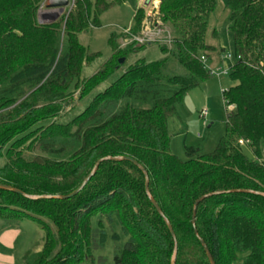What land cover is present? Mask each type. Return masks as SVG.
Segmentation results:
<instances>
[{
    "label": "trees",
    "instance_id": "trees-1",
    "mask_svg": "<svg viewBox=\"0 0 264 264\" xmlns=\"http://www.w3.org/2000/svg\"><path fill=\"white\" fill-rule=\"evenodd\" d=\"M218 1L161 0L156 22L165 39L126 38L124 46L112 34L109 57L86 76L102 52L80 36L132 0H76L48 23L40 21L47 0H0V185L20 192L0 190V221L7 228L30 221L44 233L40 251L22 264H83L91 258L94 219L100 246L109 239L104 221L120 226L113 241L126 238L114 264H171L176 246V264H210L202 242L215 264H234L240 253L248 254L244 264H264V0H222L235 48L223 92L225 135L209 154L186 147L182 160L171 152L169 123L178 105L214 77L206 33ZM145 18L135 7L133 36ZM152 47L159 57L141 55ZM173 60L186 74L172 73ZM108 157L139 166L106 161L73 198H28L72 194ZM220 192L198 205L193 225L195 202Z\"/></svg>",
    "mask_w": 264,
    "mask_h": 264
},
{
    "label": "rangeland",
    "instance_id": "rangeland-1",
    "mask_svg": "<svg viewBox=\"0 0 264 264\" xmlns=\"http://www.w3.org/2000/svg\"><path fill=\"white\" fill-rule=\"evenodd\" d=\"M145 2L146 0H132V2H125L123 6H117L102 15L101 28L90 29L87 34L80 36L81 43L88 46L92 52H102L99 61L92 68L85 69L84 75L95 74L100 64L109 57L110 50L107 42L112 34L122 36L119 43L124 46L126 38L130 39L129 43L134 41L138 44L165 39V30L161 29V23L157 24L156 22L161 0H151L146 7L144 6ZM134 6L143 9L146 13L141 31L137 36H133L130 30L135 15ZM42 9L44 12L48 11L46 7ZM69 10L71 8L68 7L65 12ZM55 12L50 16L43 13L40 16V21L42 23L52 22ZM230 26L229 11L223 1L219 0L216 10L210 17L206 33L207 43L215 48V51L210 54L213 58H211L210 63H207V68L215 72L218 70L225 72L228 69V73L221 78L210 77L201 86L192 90L185 97L183 103L178 105L177 116L170 120L171 152L182 160L186 159V147H200L203 154H209L216 149L220 139L225 135L227 108L223 99V92L229 89L231 85V67L235 63L234 39ZM167 30L169 31L168 28ZM141 55L153 59L159 57L160 52L158 48L152 47ZM228 55H231L233 59H226ZM131 61H128V65ZM171 65L172 73L176 75L186 74L175 60L172 61ZM122 71L120 70L117 75ZM105 87L106 85L102 86L101 89ZM77 108L78 110L82 109L83 103H77ZM202 111L208 112L207 121L201 119L200 113ZM245 153L249 158H252L247 149ZM2 164L3 162H0V165ZM92 225L93 231L99 230L98 219H94ZM104 226L109 237L107 243L103 247L99 245L98 232L96 231L90 245L89 254H91V258L83 264H114L115 255L122 254L126 238L121 237V240L117 242L111 239L114 234H121L120 226L117 223L110 224L107 221H104ZM42 234L44 236L43 232ZM247 255V253H240L234 264H244Z\"/></svg>",
    "mask_w": 264,
    "mask_h": 264
},
{
    "label": "water",
    "instance_id": "water-1",
    "mask_svg": "<svg viewBox=\"0 0 264 264\" xmlns=\"http://www.w3.org/2000/svg\"><path fill=\"white\" fill-rule=\"evenodd\" d=\"M151 0H146L145 2V7L148 6V4L150 3ZM69 7V0H47V5H46V8L47 10H50V11H56L55 12V16L53 18V21H56L62 14H64L65 10ZM52 21V22H53ZM124 63V60H121L120 61V64H123ZM114 160H117V161H124V160H128L132 163H134L136 166H139L138 163L132 159H129V158H123V157H119V158H111V157H108V158H104V159H101L99 160L92 172L84 179V181L82 182V184L78 187V189L76 191H74L72 194L68 195V196H28V198L30 199H33V200H39V199H57V200H67V199H70V198H73L75 197L76 195H78L85 187L86 185L89 183V181L92 179V177L94 176L95 172L97 171V169L99 168L100 164L103 163V162H106V161H114ZM141 169V171L143 172L144 174V177L146 179V186H145V191H146V195L148 197V199L150 200L151 204L154 206V208L157 210V212L163 216V213L160 209V207L158 206L157 202L154 200V198L152 197V195L150 194V191H149V178H148V174L147 172L139 167ZM0 190H4V191H11V192H15V193H20L18 190L16 189H13L11 187H8V186H3V185H0ZM235 193V192H240V193H250V194H256L258 195L259 193H256V192H252V191H239V190H236V191H232V193ZM230 193V192H229ZM216 194H224V192H220V193H214V194H208V195H204L202 197H200L194 204V209H193V216H192V223L193 225L195 224V215H196V210H197V207L198 205L204 201L205 199H207L208 197L210 196H213V195H216ZM260 195V194H259ZM264 196V194H261ZM167 224H168V227L175 239V236H174V232H173V228L171 226V224L167 221ZM202 245H203V248L206 252V255L208 257V260L210 262V264H215L214 262V259L210 253V251L208 250L207 246L202 242ZM176 257H177V246L174 250V253H173V256H172V262L171 264H176Z\"/></svg>",
    "mask_w": 264,
    "mask_h": 264
},
{
    "label": "crops",
    "instance_id": "crops-1",
    "mask_svg": "<svg viewBox=\"0 0 264 264\" xmlns=\"http://www.w3.org/2000/svg\"><path fill=\"white\" fill-rule=\"evenodd\" d=\"M207 45L209 44L207 43ZM209 46L213 48L212 45ZM213 51H215V48H213ZM210 54L212 52L208 53L207 62L209 63L213 58ZM42 239L41 230L30 221H24L17 228H7L0 221V264H22V260L27 253L33 250L40 251Z\"/></svg>",
    "mask_w": 264,
    "mask_h": 264
},
{
    "label": "built area",
    "instance_id": "built-area-1",
    "mask_svg": "<svg viewBox=\"0 0 264 264\" xmlns=\"http://www.w3.org/2000/svg\"><path fill=\"white\" fill-rule=\"evenodd\" d=\"M75 1L76 0H69V8H72V6L74 5V3H75ZM47 4V3H46ZM42 8H44V7H42ZM41 8V10H40V16L43 14V13H45L46 15H52V13L54 12V11H50V10H48L47 12L45 11H43V9ZM204 61H206L205 60V58H202ZM226 59H228V60H231V59H233V57L231 56V55H228L227 57H226ZM227 73H228V69H226V71L225 72H223V71H221V70H218L217 72H215V71H213V70H211V74H212V76H217V77H219V78H221V77H224L225 75H227ZM200 117H201V119H203L204 121H207V117H208V112L207 111H202L201 113H200ZM240 144L241 145H246V143H244L243 141H240Z\"/></svg>",
    "mask_w": 264,
    "mask_h": 264
}]
</instances>
